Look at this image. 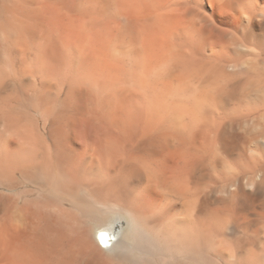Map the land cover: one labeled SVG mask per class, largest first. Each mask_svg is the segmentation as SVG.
Here are the masks:
<instances>
[{
    "label": "bare ground",
    "instance_id": "obj_1",
    "mask_svg": "<svg viewBox=\"0 0 264 264\" xmlns=\"http://www.w3.org/2000/svg\"><path fill=\"white\" fill-rule=\"evenodd\" d=\"M0 264H264V0H0Z\"/></svg>",
    "mask_w": 264,
    "mask_h": 264
}]
</instances>
